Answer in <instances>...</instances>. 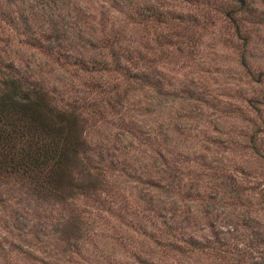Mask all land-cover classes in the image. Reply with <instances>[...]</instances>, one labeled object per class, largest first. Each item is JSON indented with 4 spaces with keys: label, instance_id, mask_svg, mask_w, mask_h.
I'll return each instance as SVG.
<instances>
[{
    "label": "rangeland",
    "instance_id": "obj_1",
    "mask_svg": "<svg viewBox=\"0 0 264 264\" xmlns=\"http://www.w3.org/2000/svg\"><path fill=\"white\" fill-rule=\"evenodd\" d=\"M9 65L82 143L0 180V264H264V0H0Z\"/></svg>",
    "mask_w": 264,
    "mask_h": 264
},
{
    "label": "trees",
    "instance_id": "obj_2",
    "mask_svg": "<svg viewBox=\"0 0 264 264\" xmlns=\"http://www.w3.org/2000/svg\"><path fill=\"white\" fill-rule=\"evenodd\" d=\"M15 69L9 65L0 76V180L28 176L29 187L55 194L49 181L59 179L69 156L79 158L69 151H79L82 139L69 129L80 111L75 115L76 105L67 110L52 103L43 82Z\"/></svg>",
    "mask_w": 264,
    "mask_h": 264
}]
</instances>
